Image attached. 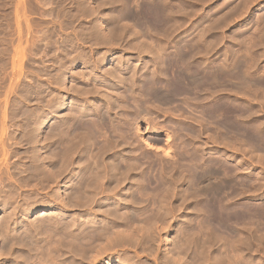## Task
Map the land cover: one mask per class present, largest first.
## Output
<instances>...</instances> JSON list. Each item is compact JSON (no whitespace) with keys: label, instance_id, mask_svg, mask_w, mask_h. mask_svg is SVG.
Masks as SVG:
<instances>
[{"label":"rangeland","instance_id":"obj_1","mask_svg":"<svg viewBox=\"0 0 264 264\" xmlns=\"http://www.w3.org/2000/svg\"><path fill=\"white\" fill-rule=\"evenodd\" d=\"M39 1L41 0H3V5H1L0 9V113L5 110L7 114L5 118V123H7L5 125L6 127H9L7 128V130H10H8V141H6V146H8V157H6L5 161L0 162V178L2 179H0V186L1 189H5H0V192L2 191L3 193H0V197L2 198V196L4 195L2 199L0 198V226H16L14 234L16 235L18 233V235L16 236L17 239L20 236L28 235V233L26 231H23L22 228H24L26 225L36 224L35 227L32 228V232H30V237L33 235V239L46 238L47 241H50L51 236H53V233H51L52 228L48 229L49 227L47 228L44 224L47 218H52L53 216L51 217V215H54L55 210L50 208L54 202L50 200V198H48V196L50 195V189L48 185H45L44 181H40L41 174H43L44 172L40 174L37 172L38 169L42 170L41 166H43V160H39L42 162L40 163V167H37L38 165H34V156L32 158L34 150L33 146L31 149L32 138L30 139V134L32 133L33 129H36L34 131H37V129L42 128V132L39 137H41V141L43 140V135H45V129L47 127L46 125L49 123H47L45 115L43 116V114L45 112L46 104H50L53 100V98H50V95L52 96V92L54 93L58 91L60 94H62L63 100L61 103L63 104V110L66 112L70 107H74V100L77 92H82L83 94H85L86 91L82 88H85L90 99H94L95 101L102 95L101 93L104 94L106 91L105 89H107V85H104L103 81L111 84V76L115 75L118 71L119 75L127 77L130 74H134L133 76H138V78L140 79L141 75L146 76L150 73L149 71H151V68L153 67V64L156 63V61H160L159 59H163L164 57V59H166L168 56L173 55V53L175 54L176 51H179L182 48L184 50H191V54L194 55H191L194 63L199 65H204L207 63V65L209 66L221 64L224 68L227 67V69L229 68L230 70L240 61L248 59V65L252 62V64H254V62L255 64L254 66L252 65V68L249 65L247 75H252L254 77L256 74H258V72L260 73L264 70V0H170L172 11L171 13L174 18L173 26L175 27L173 29V34L168 35V37L171 36L170 38H166V34L159 30L152 33H147L143 32V30L140 31L136 27H129V29L125 33L120 32V26L122 24L126 25L127 23H130L129 20L122 16L124 8L121 7H123L124 2L129 4L133 2L138 6H142L147 0H130L128 2L124 0H108V3H104V6L103 0H78V2H74L77 0H47L48 2L50 1L49 3L45 0L47 2L46 4H43L45 3L44 0H42V4H39ZM114 2L115 5H113ZM83 3H85V5H88L87 8H84L85 5ZM34 4L36 5V7L34 6ZM40 5L41 7L44 5L43 9L40 7ZM111 5L113 6V8ZM88 10L91 13H89ZM14 16H16V21L14 20ZM27 22L28 24H30L29 27H31L29 30V27H27ZM26 27L29 31L28 34L30 33L29 36L27 33H25L27 32ZM54 29L57 31H55ZM20 30L23 31L21 32ZM53 31L54 33H56L54 34ZM100 34L102 35L101 39L99 38ZM19 35L21 37L20 39L22 40H26L29 37L28 39L31 40L29 42L31 43L30 46H32V43H34L33 47H31L33 50H30V46H28V39L26 41L24 40V42L22 40L19 42ZM103 38L104 41H106L105 43L107 44L104 43ZM34 40L36 41V43L33 42ZM25 42H27L28 47L24 45ZM22 45L25 46L26 50H24V57L22 59V71L20 75H18L19 69H17V67L13 69L11 61L12 55L14 54L13 51L16 46L21 47ZM159 50H161V52L156 56ZM84 53H86V55H83ZM242 53L245 54V57H243ZM240 55H242L241 58L239 57ZM254 57L256 58V60ZM57 64L60 65L57 66ZM89 64H92L91 66L95 65L96 69L99 67L97 70H95L96 74H93V68H91ZM224 64H226V66H224ZM114 71L116 73H114ZM96 78L97 80H95ZM224 82L225 84H223ZM224 82L222 83L223 87L222 85L220 87L222 91H219L220 94L218 98H220L221 100H234V103L242 108V113L240 116V119L242 121H240L250 126H257L258 128H261V131H264V105L261 106L264 102V98L260 95H257L256 93V95L254 93L252 94V90L254 89L251 86L249 88H252V90L249 91L250 89L248 90V87L246 85L241 86L237 85L236 83L232 84L231 82L229 83V81H227L229 84H226V81ZM234 84H236V86L238 87H236ZM102 85L103 87L99 88ZM88 91H90L91 93L89 92L90 94H88ZM209 95L211 94H207L208 97L203 96L205 97V102L203 101V103L200 104L199 107L198 105L196 106L193 104L194 108L191 107V103H188L189 107H187V109L184 107V105L187 106V103H184L180 106L176 105V103L174 102L164 103L160 105L156 103V105L154 104L156 107L154 105L152 106H154L155 109L157 108L158 110L156 109L155 111L153 107L152 109L154 111L150 110L151 113L149 112V114H145L144 116L147 117V120L143 119V115L141 114L140 116L135 117L137 120L134 118L130 121L132 123L129 122L131 125L127 124L130 130L128 129V127H126L123 133H121V136L122 134H124L123 137H127H125L126 139L122 138L124 139L123 143L126 144H124V148L130 151L133 148L137 154H140L138 158L140 162L142 158H144L143 154H146L147 158L145 157L144 159H146L147 161L143 160L141 162L142 164H144L145 162L146 165L150 164L146 166V169H149V167L152 165L153 169H151V173L155 172L154 174L159 173L160 175L163 173L160 177L162 178V180H167L163 183V186L167 187L170 184L171 187L168 186L167 188V191L170 192H165L167 193V195L164 197L165 199L163 198L165 200V203L163 202V199L161 200L162 203H167V207L164 206L167 211L170 207L171 211L170 209L168 211L170 212V214L168 213L169 215L165 219V215H167L165 213L167 212L163 208L162 214L160 216L163 217V215L165 214L163 222L167 220L163 225L162 218H158L157 216L160 213L156 210L159 209V205L162 207V205L164 204H159L158 206L155 205V207H158V209L152 207L154 211L150 209L151 207H149V211H147V214L148 212L152 211L155 213V215L156 213H158L156 215V220H152L153 222L155 220V223L153 225L156 226V229L158 228L157 230L159 232H155L154 227H152L154 229H151L150 231V228H146L147 231H145L144 226L143 230L145 232L143 231L141 237H148V234L149 238H151L152 236L153 241L148 242L149 240H151L149 238H147L148 240H146L145 238L141 240V238H139L137 242L134 241L129 243H118L120 245L115 243L113 245L115 248L110 245L107 248L101 250V252H95L101 247L99 246V242L102 243V245H107L106 242H108V240L106 239V241L105 238L94 236L91 232V229L93 227V229H95L97 232H100L102 227H106L105 225H107V223L105 221L108 218H105V216L103 215L100 216V218L102 219H99V223H97V225H95L94 223L92 225V223H90L91 225H88L86 228L80 231V233V229L77 228L78 230H76V232L78 231L77 233H79V237L77 235V238H80L79 242L80 246H82L80 248V246H78V243L76 247V250L79 252H77L78 254L74 257V262L76 264H116V261L118 259L122 260L124 258L123 260H125L127 256H129V261L128 257L126 260L128 262L127 264H218L220 262H222L220 264H264V143L258 146L246 138L243 139V136L238 135L236 136V138L233 135L232 137L230 135L231 133H228V130L221 131L219 129V131L221 132L218 133L219 131L216 130V128L212 125L213 123L210 124L209 120L207 122L208 118H205V114H202L205 119L202 117V115H199L201 111L204 110L202 109L203 105L206 106L207 104H210L212 100L214 101V99H216L215 95L217 94L211 95L212 97ZM47 99L51 100V102ZM46 100L48 102H46ZM208 100H210L211 102L209 101L208 103ZM199 109H201L200 113ZM119 114H121V112L118 111V116ZM186 115L187 117L185 118L184 116ZM1 116L2 113L0 115V118ZM191 116L195 117L191 119ZM199 116L204 119L203 121L201 120L202 124L201 121H198L199 119H201V117ZM197 117H199V119ZM190 120H197L198 122H194L197 124L199 123V125L201 126L198 125L197 127V125ZM136 122L139 123L138 129H136L135 127L136 125H138ZM179 122L182 124L189 123L188 125L190 127L194 126L198 128V131L200 130L199 132L202 134H200V138L198 137L199 142L206 141L209 145L208 152L210 155L207 153V156H209L212 160L219 156V163L222 173H220L218 177H222L220 178L221 183H226L228 181L232 183L231 185L234 186L231 187V185L227 182L226 185H229L228 188L226 185H224L225 183H223V187L221 188L223 191H221L222 200L220 199L219 203V205L223 204L221 207L222 210L221 208L220 210L224 216L227 215L229 218L233 216L234 219L233 217L231 219L235 221L237 220L236 223L235 221H233L235 223V229L234 232H232L234 234H231L229 232L230 236H226V232L228 231L224 232V230L218 231V233L215 234L217 231L215 230V232H213L211 230L214 228L212 224L208 223L209 218L207 219V212H209L212 207L216 206L217 202L212 201L210 199V195H204L203 193H205L206 189L209 190L212 186H215L219 183L217 181L219 180L217 178V175H213L212 177H210L211 182L210 180H207L206 185L205 183H203L202 187H204L205 189H200L199 187L201 186L196 183L194 185L193 182H189L188 180L185 183H183L181 180V182L178 180V176L176 175V173L180 172L181 168L177 166L178 169L177 167H175V169L172 166L173 162H178L175 159L176 155H178L176 153H180L181 150L182 152L183 150L185 151V145L183 144L187 142L185 140L189 139V142L193 138H197L193 136L192 138L190 137V135L188 136L192 139H190L189 137L187 138L186 133H183L184 130H177L176 128L180 124ZM161 126L167 128L166 130L170 129L169 131L171 133L174 132L175 134H173L174 136L168 141V143L163 136L154 134L155 130L160 131V129L162 128ZM172 126L176 127L174 128ZM224 126H222L223 128H220L226 129V127L224 128ZM175 132L178 134V136H182L183 134L182 138L180 136L178 137ZM214 135L217 138L219 137V141H217V138H215ZM234 138H236L235 143L237 142V144L234 145L235 148L233 147V144L231 145ZM211 139L216 140L217 144L220 143L219 146L214 145L216 144L215 142L214 144L210 142ZM145 140L148 141L153 147L148 148L146 145H144L145 143L143 142H145ZM198 140H193L194 143L192 141L189 142V144L191 143L190 147L192 149H195V144H200ZM193 145L195 146L192 147ZM213 149H216V151ZM109 155L106 157V159H108ZM0 159L3 160V155L1 152ZM159 163L164 166V169H160L161 165H159ZM6 165L8 167H6ZM22 165L25 166L23 167ZM33 165L36 168H34ZM171 167H173V169ZM35 170L37 173H35ZM163 175L164 177H162ZM35 178H39L40 182ZM168 178H170V180ZM175 178L177 180L176 185L173 183V180H175ZM214 180L217 182H215ZM7 181L10 182L11 185ZM187 183H190V185ZM173 184L175 188L172 186ZM127 186L129 185L126 184V187ZM190 186H192L197 191L195 192V190ZM5 187H9L7 188V191ZM12 187H14L13 189L15 190H13ZM172 187L173 190L171 189ZM186 188H188L189 190ZM198 189L202 190L203 192H200ZM190 190L194 192L189 193ZM198 191L202 193L201 196H205V198L199 196L200 193L198 194ZM46 192L48 194H46ZM157 192L158 195L162 196L161 192L159 193V188L157 189ZM157 196L154 197L157 198ZM161 196H159V198H161ZM207 197H209V200L207 199ZM157 199L156 202H158ZM161 200H159L160 202L158 203H161ZM149 201L150 200H148V203H151V201ZM200 201L204 203L202 204ZM205 201H207L206 203L208 204H206ZM6 202L9 205L6 204ZM171 206L174 207V209ZM201 206L205 207H203L202 209ZM250 206L251 209L248 210ZM253 207H255V209L258 207V210L256 209V211L255 209H252ZM204 208L205 211L203 212ZM231 208L235 209L236 212L238 211V214ZM75 209L78 210L76 211ZM81 209L82 207L72 208L70 210L72 213H70L74 215ZM11 210H13L14 212H12ZM228 210L230 211L228 212ZM43 211L48 213V217L46 216V214L39 215V213ZM243 211L245 214L243 213ZM252 211L254 212V214H256L257 212L259 214L257 213L258 215L256 214L255 216L251 213L254 217L250 216V214L247 215V213H250ZM106 213H109V210ZM154 213L149 214H151L152 216V214ZM234 213L236 214L234 215ZM147 214L145 216H147ZM243 214L247 219H245L244 217V219L242 218ZM8 215H10L11 219ZM202 216L205 217L203 218ZM40 217L43 218L41 219ZM149 217H144L143 220L147 218V222ZM68 218L69 216L65 220L62 219L61 222V230L63 234H61L62 232L59 231V236H63L62 238L60 237V240L62 239V243L66 242V244L68 242L67 239H69V234H67L66 231V229L69 228V222L67 220ZM250 218L251 220H249ZM8 219L10 220L7 221ZM198 219L201 220L199 221ZM13 220L15 221V223L13 222ZM37 220H40L39 222L44 220L41 222L43 223V226H45L43 228V231L40 230V223L38 222V224L36 222ZM116 220L110 219L108 221L111 223ZM152 220L150 219V221ZM157 220L160 222H158ZM206 220L208 221L206 222ZM102 221H104L105 223H103ZM47 222L49 221L47 220L46 223ZM76 222L77 224L79 223L78 221ZM116 222L117 223H115V226L113 227L114 229H117L115 227H119L121 224V221L119 222L117 220ZM131 223H133L134 226H137V224L139 223H141V225L144 224L143 222H140V219L136 221V225L134 224L135 222ZM156 223L157 225H155ZM197 223L200 226H196ZM206 224H210L211 227H208ZM37 225V229L39 228L41 232L36 229ZM236 225L238 226V228L236 227ZM4 227H2V229ZM44 230L46 232L48 230V232L46 234L44 233L45 235L42 234L43 237L45 236L43 238L40 234L43 233ZM2 231L3 230H0V232ZM19 231H23L24 233L21 232L20 234ZM33 231L34 234H39L40 232L39 236L36 234L34 235ZM154 232L155 234L152 235L151 233ZM49 234L52 235L48 236L50 237L48 240V237L46 235ZM64 234L68 238L64 236ZM89 234L90 237L91 235L94 236H92V239H95L96 237L95 241L98 243H96L92 239L88 240ZM215 236L218 237L215 239ZM229 237H231V239H229ZM83 238H86L87 242L91 241L90 243L92 244L88 243L90 248L95 245L94 243H96L99 247H93L95 249L92 248V253L91 251L87 250V242ZM144 240H146L147 242H143ZM209 242H212V244ZM64 243L63 247H61L64 248L66 246V249L63 250L68 251L70 249V243L67 245ZM147 243H152L153 245H148ZM7 247L8 246H6V248ZM78 248L80 249V251ZM19 249L24 250V247L22 248V246H14L12 248L6 249L7 251L9 250V252L12 250L10 252V257L12 258H9V256L4 257L2 255L3 257L0 256V264L18 263L15 258L18 256L17 253H22V251H19ZM81 249L83 250V252L81 251ZM14 251H16V254ZM66 251L64 252V254L68 253ZM13 254L15 255L13 256ZM64 254L63 257L66 258L67 255L64 256ZM95 254L97 255L95 256ZM121 255L122 257H120ZM33 256L34 255H32V257ZM230 256L232 257V259ZM91 257L94 259H92ZM178 258H181V260L178 261ZM14 260L16 261V263ZM66 261L67 260L64 259L63 264H67Z\"/></svg>","mask_w":264,"mask_h":264},{"label":"bare ground","instance_id":"obj_2","mask_svg":"<svg viewBox=\"0 0 264 264\" xmlns=\"http://www.w3.org/2000/svg\"><path fill=\"white\" fill-rule=\"evenodd\" d=\"M46 1L43 4H46L48 2V1L47 2ZM72 1H74V0H72ZM121 1H123V0H121ZM124 1L128 2L130 0H124ZM74 2H78V0L74 1ZM85 3H83V4L85 5ZM104 3H108V0H103V6H104ZM118 3H120V2H118ZM36 4H37V2H36ZM39 4H42V0L39 1ZM1 5H3V0H0V9H1ZM113 5H115V2ZM170 5H171L170 0H147V1H145V3L142 6H138L133 2L131 4L124 2L123 7H121V8H124L122 16L124 18H126L127 20H129L130 23H127L126 25L122 24L120 26V32L125 33L129 29V27H136L140 31L143 30V32H147V33H150V32L152 33L154 31L159 30V31H162L166 34V36H167V37L165 36L166 38H170L171 36L168 37V35H172L173 31H174L173 29L175 28L173 26L174 25L173 24L174 18H173V15L171 13L172 11H171ZM34 6L36 7L35 4H34ZM79 6H80V4H79ZM87 6L88 5L86 4L84 8H87ZM17 7H18V5H17ZM40 7H41V5H40ZM43 7H44V5L41 8L43 9ZM112 8H113V6H112ZM88 12H89V10H88ZM89 13H91V12H89ZM15 17L16 16H14V20H15ZM18 21H19V19H18ZM50 22H52V21H50ZM29 25L30 24H28V22H27V27H29ZM27 27H26V30H27ZM30 28L31 27H29L28 30ZM28 30L25 33L28 34V32H29ZM55 31H57V30H55ZM30 32H31V30H30ZM53 33H54V31H53ZM164 33H163V35H164ZM27 34H26V36H27ZM29 34H28V36H29ZM101 36L102 35L100 34L99 35L100 39L102 38ZM20 38L21 37L19 35V39H18L19 42L22 40ZM24 40H22V41L24 42ZM28 40L29 41H27V42L29 43L31 40L30 39H28ZM35 40L33 42L36 43ZM103 41H104V38H103ZM27 42H25V44H24L25 46H27ZM105 42L106 41H104V43ZM17 44H18V42H17ZM32 44L34 45V43H32ZM105 44H107V43H105ZM30 45H31V43H29L28 46H30ZM33 45L29 47L30 50H33L31 48V47H33ZM25 46H23V45L21 47L16 46V48L13 51L14 54L12 55V61H11L12 68L14 69L17 67V69H19L18 75H20V73L22 71V59L24 57V50H26ZM37 46H38V43H37ZM56 52H57V50H56ZM160 52H161V50H159L157 52L156 56L158 54H160ZM191 53H192L191 50H188V49L184 50L182 48L179 51H176L175 54L173 53V55L168 56L166 59H164L165 57L163 59L158 58L160 61H156V63L153 64L151 71H149L150 73L146 76L141 75V77L142 76L143 77L142 78L140 77V79L138 78V76L137 77L133 76L134 74L133 75L130 74L129 76L125 77L123 75H119L118 74L119 71L117 73L114 71V73H116V74L111 76V82L109 81L111 84L103 81V84L107 85V89H105L106 91L104 94L101 93L102 95L94 101V99L93 100L90 99V97L87 95V90L85 88H82L86 91L85 94H83L82 92H77L76 96H75V100H74L75 101L74 107H72V108L70 107L66 112L63 110V104L61 103L63 100L62 94H60L58 91H56L54 93L52 92V96L50 95V98H53V100L51 102V100L47 99L51 103L46 104L45 112L43 114V116L45 115V119L47 120V123L49 122L46 125L47 127L45 129V135H43V140L41 141V137H39V135L42 132V130H41L42 128L37 129V131H34L36 129H33L32 133L30 134L31 135L30 139L32 138L31 139V141H32L31 149L33 146V150H34L32 158L34 156L33 159H35V164L34 163L33 164L35 166L38 165L37 167H40L41 166L40 163L43 162L42 163L43 166H41V167H42V170L43 169L44 170L42 171L41 169L40 170L38 169L37 172L39 174L44 172L43 174H41L40 181L42 180L45 182L44 183L45 185L46 184L48 185V187L50 189V195L49 196L47 195V196H48V198H50V200H52L54 202L53 205L50 207V208L55 210L54 215L50 214L51 217L52 216L53 217L49 218L50 220L47 218V220L49 222L46 223V221H47L46 220L45 224H44L47 228L49 227L48 229L52 228L51 233H53V236H51V238H50L48 236H50L52 234L46 235L48 237V240H49V238L51 239L50 241H47L46 238L45 239H41V238L33 239L32 238L33 235L30 237V234H31L30 232H32V228H34L36 224L35 225L34 224H32V225L31 224L30 225L25 224L26 226L25 227L23 226L24 228H22V229H23V231H26L28 233V235H23V236H20L19 238L16 239V236L18 235V233L16 235L14 234L15 230H16V226L11 227V225L10 226L8 225V226L4 227L3 225H1L0 230H3L2 232H0V256L1 257H3V256L8 257L9 256V258H12V257H10V252L12 250L9 252L10 249L8 251L6 249L12 248L14 246L15 247L22 246V248L24 247V250L19 249V251H22V253H17L18 256L16 255L17 257L15 258V260L18 263H21V264H29V263H31V264H63L64 259H66L67 264H76L74 262L75 261L74 257H75V255H77L79 253L76 250L77 249L76 247H77L78 243H79L78 246H80V242H79L80 238L78 239L77 235L79 237L80 231H82L88 225H91L90 223H92V225H93V223L95 225H97V223H99V219H102V218H100V216H102V215L105 216V218H108L105 221L107 223V225H105L106 227H102L100 232H97L92 227L91 232L94 236H97L100 238H105V240L107 239L108 242H106L107 245L106 244L102 245V243L99 242V246H101V247L99 249H97L95 252H101V250L107 248L110 245L113 246L115 243L118 244V243H127V242L129 243V242H134V241L137 242L139 238H141V240L144 238L146 240H148L147 238H149V235L147 233H144V234H147L148 237L142 238L143 236L141 237V235H142L144 230L147 231V229L150 228L149 229V231H150L151 229H154L156 227L153 224L155 223L157 216H158V218H162V223L164 225V222L167 221V220H165L163 222L164 215L167 214V215H165V219H166V217H168V215L170 214V212H168L170 207H169L168 211L164 207L167 205V203L164 204L165 203L164 197L167 195V193H165V192H170V191H167L168 190L167 188H168V186H170V184L167 187H164L163 183L167 180H165L164 178H163L164 180H162V178L160 177L163 173L161 175L159 173H158L159 175L156 173L158 175L157 176L156 174H154L155 172L151 173L152 172L151 169H153L152 165L150 166L152 168H150L148 166L149 169H146V166L150 165V164L146 165L145 162H144V164L141 163L143 160L147 161L146 159H144L145 157L147 158L146 154L145 155L143 154L144 158H142V160L140 162L138 160L140 154H137L133 148L131 149V151L126 150L124 148L125 143H123V140L126 139L127 137L126 136H125L126 138L123 137L124 134H122V136H121V133H123V131H124V129H126V127H128V129H129L128 125L130 123H132L130 121L132 119H134L135 117H138L142 114L143 119L147 120V117L144 115L147 113L149 114L150 110H153L152 108L156 105V103L160 105V104H164V103L174 102V103H176V105H179V106L183 105L184 103H187V106L184 105V107L186 109H187V107H189L188 103H191L192 106L191 105L190 106L194 108L193 104L196 106L198 105V107H199V105L203 103V101L205 100V97H203V96H207V94H211V95L217 94V95H215L216 99H214V101L212 100V102H211L210 100H208V103H209V101L211 103L207 104L206 106L203 105L204 108L202 107V109H204V110H202L201 113H200L201 109H199V113H200L199 115L205 114V116H206L205 118H208L207 122L209 120L210 124L213 123L212 125L218 131H219V129L221 131L222 130H228L229 131L228 133H231L230 135L232 137H233V135L235 137L238 135L243 136V139L246 138L258 146L262 145L264 143V131H261V128H258L257 126H250V125H247V124L241 122L242 120L240 119V116L242 113V108L239 107L236 103H234V100L231 101V99L226 100L223 98H222L223 100H221L220 98H218V96L220 94L219 91H222L220 89V87H221V85L223 87V84H225L224 81H226V84L228 83L227 81H229V83L231 82L232 84L236 83L237 85H241V86L246 85L248 87V90L250 89L249 91L252 90V88H249L251 86L254 89V90H252L253 91L252 94L256 93L257 95H260L264 98V70L262 72H260L261 74L258 72V74H256L254 77L252 75H247L249 65L252 68V65L254 66V64H255V62H254V64H252L253 63L252 62L251 64L248 65V61H247L248 59L244 60V61H240L230 70H229V68L227 69V67L224 68L223 65H221V64H215V65L209 66V65H207L208 64L207 63L204 65H199V64L194 63L193 58H192V56H194V55H192ZM83 55H86V53H84ZM244 55L245 54H243V57H245ZM239 57L241 58L242 55H240ZM255 60H256V58H255ZM58 65H60V64H57V66ZM224 66H226V64H224ZM91 68H93V74H96L95 70H97L99 67L96 69V67L94 65V66H91ZM82 72H84V71H82ZM95 80H97V78ZM105 81H107V80H105ZM115 82H117V83H115ZM236 84H234V85L236 86ZM117 85H118V87H117ZM102 87H103V85L100 86L99 88H102ZM236 87H238V86H236ZM89 92L90 91H88V94L91 93V92L90 93ZM211 95H209V96H211ZM47 100H46V102H48ZM152 105H154V106H152ZM263 105H264V102L262 103L261 106H263ZM155 107H154V110L156 111L157 108L155 109ZM198 107H196V108H198ZM182 109H183V106H182ZM118 111L121 112V114H119V116H118ZM183 112H185V111H183ZM1 113H2V116L0 118V152L3 155V160L0 159V162H3L6 160V157H8L7 156V152H8L7 147L8 146H6V141H8V130L9 129L7 130V128H9V127H6V125H5L7 123V122L5 123V118L7 115L5 110H3ZM1 113H0V115H1ZM42 113H43V111H42ZM184 115H185V113H184ZM203 115H202V117H203ZM184 117L186 118L187 115ZM194 117L191 116V119ZM199 117H201V116H199ZM199 117H197V118L199 119ZM202 117L198 121H201V120L203 121L205 119L204 117H203L204 119ZM192 121L196 122L197 120H192ZM202 121H201V124H202ZM184 123H185V121H184ZM137 124L138 125L135 126L136 129H138V127H139V123H137ZM180 124H182V123H180ZM180 124L177 126L176 129L177 130L182 129L181 131L184 130L183 133H186L187 138L189 137L188 135H190V137H192V136L197 137V138H195L197 141L198 137L199 138L201 137L200 134H202V133L199 132L200 130L198 131V128H196L194 126L190 127L188 125L189 123L188 124H182V125H180ZM195 124L198 127L199 123L198 124L195 123ZM199 126H201V125H199ZM222 126H224V128L226 127V129H222L223 128ZM161 127L162 128L160 129V131L155 130L154 134L163 136L165 138L166 142L168 143V141L175 134H174V132L171 133L169 131L170 129L166 130L167 128H165L164 126H161ZM172 127H174V126H172ZM220 127H222V128H220ZM221 131H219L218 133H220ZM177 136H178V134H177ZM182 136H183V134H182ZM182 136H180V137L182 138ZM240 136H239V138H240ZM122 138H124V139H122ZM181 138H180V141H181ZM192 138H190V139H192ZM215 138H217V137L215 136ZM218 138H217V141H219ZM236 138H234L233 141L231 140L232 143L230 142L231 145L233 144L234 148H235L234 145L237 144V142L235 143ZM195 139L193 138L189 142H191V141L193 142V140H195ZM16 140H18V139H16ZM188 140H185L187 142L183 143L185 145V151L183 150V152H182V150H181L180 153H176L178 155H176L175 159L178 162H173V164L172 163H170V164H172V166L174 168L177 166L181 168V170H180L181 173L180 172H178L179 174L176 173L179 181L181 180L183 183H185L188 180L189 182H193L194 185L196 183L199 186H201V187H199L200 189L201 188L205 189L204 187H202L203 183H205V185H206L207 180H210V182H211L210 177H212L213 175H217V178L219 179L217 181L219 183L216 184L215 186H212L209 190L206 189L205 193H203L204 195L205 194L206 195L208 194V196L210 195V199L214 202H217V204L215 203L216 206L212 207V209L210 211L208 210L209 211V212H207L208 215L207 214L206 215H207V219L209 218L208 223L212 224V226L214 228L211 230L213 232H215V230L217 231L215 234H217L218 231L224 230V232L228 231V232H226L227 233L226 236H230L229 232L231 234H234L232 232H234V229H235L234 225H235L237 220L236 221L232 220L231 218L233 216L231 218H229L227 215L224 216L221 213V210H222L221 207L223 204L222 205L220 204L221 205L220 206L219 203H220V199L222 200V194H221L222 189L221 188L223 187V183H225V182L221 183L220 178H222V177H218V175L220 173H222L221 168H220V163H219V156L216 157L214 160H212L209 156H207L209 154V152H208L209 151L208 150L209 145L206 141L205 142H201V141L199 142V140H198V142L200 144H195L196 146L193 145L192 147L195 146L194 147L195 149H192L190 147L191 143L189 144ZM217 141L211 139L210 142H212L214 144V142L216 143ZM143 143H145L144 145H146L148 148L153 147L146 140ZM219 144L216 143L214 145L219 146ZM238 144H239V142H238ZM167 147H169V146H167ZM129 149H130V147H129ZM182 149H183V147H182ZM213 150L216 151V149H213ZM210 153H211V150H210ZM108 155H109V157H108V159H106V157ZM143 156H141V157H143ZM141 157H140V159H141ZM148 158H150V157H148ZM158 158H160V157H158ZM39 160H43V161L41 162ZM34 165H33V167L36 168ZM159 165H161V163H159ZM6 167H8V166L6 165ZM173 167H171V168L173 169ZM178 167H177V169H178ZM160 169H164V166L161 165ZM148 170H150V171H148ZM8 171H7V173H8ZM37 172L35 170V173H37ZM166 174H165V176H166ZM169 176H171V175H169ZM162 177H164V175ZM214 178H216V177H214ZM35 179H37V178H35ZM168 179L170 180V178H168ZM37 181H39V178L37 179ZM217 181H215V182H217ZM171 182H172V180H171ZM8 183H10V182H8ZM41 183H39V184H41ZM167 183H165V184H167ZM173 183L175 185L177 184L176 178H175V180H173ZM226 183L224 185H226ZM228 183L230 185L232 184L230 182H228ZM126 184H128L129 186L126 187ZM174 184L172 185L173 187H174ZM187 184L190 185V183H187ZM10 185H11V183H10ZM42 185H43V183H42ZM198 185H197V188H198ZM226 186L228 187L229 185L227 184ZM9 187H7V188H9ZM173 187L171 188L172 190H173ZM187 187H189V186H187ZM190 187L193 188L192 186H190ZM231 187H234V186L231 185ZM7 188H6V191H7ZM13 188L14 187H12V189ZM158 188H159V193L161 192L162 196L157 194ZM206 188H207V186H206ZM0 189H1V186H0ZM186 189H188V188H186ZM3 190H5V189H3ZM13 190H15V189H13ZM196 191L197 190H195V192ZM199 191L201 192L202 190H199ZM199 191H198V194L200 193ZM11 192H13V191H11ZM47 192H46V194L49 193V192L48 193ZM162 192H164V193H162ZM191 192H194V191L190 190L189 193H191ZM0 193H2V191ZM201 195H202V193H200L199 196H201ZM154 196H157L158 199ZM159 196H161V198H159ZM3 197H4V195L2 196V198ZM201 197H203V196H201ZM9 198H10V196H9ZM203 198H205V196ZM208 198L209 197H207V199ZM156 199L158 200V202H160L159 200L163 199L164 203H162V200H161V203H158V202H156ZM148 200H150L151 203H148ZM206 202L207 201H205V203ZM201 203L203 204L204 202H201ZM6 204H8V203L6 202ZM159 204H164V205H162V207H161ZM206 204H208V203H206ZM206 204H205V206H206ZM155 205H157V206L159 205V209H158V207H155ZM205 206H203V207H205ZM76 207L77 208L82 207V209L79 210L77 213L74 212L75 214L72 215L71 214L72 212L70 210L72 208H76ZM149 207H151L150 208L151 210H153L152 207L153 208L155 207V209H158L156 211H158L160 214L156 213V215L158 214L156 216L155 213L153 212L154 210L152 212H148V214H147V211H149L148 210ZM203 207H202V209H203ZM163 208L166 210L167 213H165L162 217L160 215L162 214ZM172 208L174 209V207H172ZM220 208H221V210H220ZM202 209H201V212H202ZM231 209H233V208H231ZM250 209H251V206L248 208V210H250ZM252 209H255V207H253ZM13 210H15V209H13ZM13 210H11V211L14 212ZM108 210H109V213H106ZM230 210H228V212ZM233 210H234V212H236L235 209H233ZM11 211H10V213H11ZM170 211H171V209H170ZM204 211H205V208H204L203 212ZM244 211H243V213H244ZM149 213H154V214H152V216H151V214H149ZM236 213L238 214V211ZM236 213H234V215ZM251 213L254 214V212L252 211L250 213H247V215L250 214V216H253ZM44 214H46V216H47L48 213L45 211L39 213V215H44ZM146 214H147V216H145ZM201 214H203V213H201ZM244 214H243L242 218L244 217ZM256 214H254V215L256 216ZM10 215H8L9 218H10ZM149 215H150V217H153V218H150ZM200 215H199V217H200ZM68 216H69V218L67 220L69 222V228H67L68 230L66 228H63V229H66L67 234H69L68 235L69 239H67L68 240L67 244L70 243L69 244L70 249L68 251L65 250L68 253L64 254L65 251L63 249H66V246L64 245L65 247L62 248L64 242L62 243V241H61L62 239L60 240V237L61 238L63 237L61 235V234H63V232L61 230V228H62L61 222H62V219L65 220ZM142 216L149 217L147 222H146L147 218H145V220H143L144 217H142ZM40 218L42 219L43 217H40ZM251 218L249 220H251ZM10 219H8L7 221H9ZM45 219H46V217H45ZM110 219H114V220L117 219L119 222L121 221L120 226L115 227L117 229H114L113 227L115 226V223H117L116 222L117 220L110 223L108 221ZM139 219H140V222H143V223L146 222V223H144L143 225H141V223H139L140 224V226H139V224L136 223V221H138ZM150 219L151 220L155 219V220L153 222V220L150 221ZM233 219H234V217H233ZM245 219H247V218H245ZM14 220H15V218H14ZM14 220H13V222L15 223ZM208 220H206V222ZM39 221L40 220H37L36 222L38 223ZM42 221H44V220H42ZM76 221H78L79 223L77 224ZM233 221H235V223ZM29 222H31V221H29ZM32 222H34V221H32ZM41 222H39L40 223L39 228L41 231H43V228L45 226H43V223H41ZM102 222L105 223L104 221H102ZM131 222H135L134 224L135 225L137 224V226H134L133 223H131ZM158 222H160V221H158ZM196 222H197V220H196ZM2 223H3V221H2ZM128 223H129V225H128ZM130 223L133 227L130 225ZM205 223H203V224H205ZM158 224H160V223H158ZM210 224L207 226L209 227ZM100 225H101V223H100ZM155 225H157V223ZM197 225H199V224L197 223L196 226ZM237 225H236V227L238 228ZM144 226H145V229L143 228ZM2 227H4V228L2 229ZM37 227H38V225L36 226V229H37ZM152 227H154V228H152ZM39 228L37 229L38 231H40ZM77 228L80 229L79 233H77L78 231L76 232V230H78ZM197 228H199V227H197ZM155 229H154L155 232L158 231L157 230L158 228L156 230ZM23 231H21V232H23ZM59 231L62 232L60 234L61 236H59ZM21 232L19 231L20 234H21ZM35 232H37V231H35ZM40 232H39V234H40ZM47 232H48V230H47ZM47 232L44 230V232L41 233L40 235H42V234L45 235ZM140 232H141V234H140ZM155 232L151 233V234L153 235V234H155ZM88 233H90V232H88ZM235 233H236V230H235ZM33 234H34V231H33ZM39 234H36V235L39 236ZM65 234H64V236H66ZM149 234H150V232H149ZM156 234H158V233H156ZM43 235H42V237H43ZM85 235H87V234H85ZM93 235H91V237H90V234H89L88 240L92 239ZM83 237H84V234H83ZM217 237L215 236L214 238L216 239ZM86 238H83V239H85L87 242ZM63 239H66V238H63ZM95 239H96V237H95ZM95 239L93 238L92 240L95 241ZM149 239H151V240H149L148 242L153 241L152 236ZM213 239H212V241H213ZM229 239H231V237H229ZM18 240H19V242H18ZM146 240H144L143 242H145ZM64 241H66V240H64ZM90 242L91 241L87 242V247L89 248V249L87 248V250L91 251L93 247H95V248L99 247L96 244L98 242L95 241L96 242V243H94L95 245L94 246L90 245V246H93L92 248H90L89 244H92ZM209 243L212 244V242H209ZM64 244H66V242ZM84 244H86V243H84ZM147 244L153 245L152 243L151 244L147 243ZM214 244H216V243H214ZM118 245H120V244H118ZM6 246H8V247L6 248ZM81 246H80V248H81ZM95 248H93V249H95ZM82 249H81V251L83 252V250L85 248L83 250ZM16 251H14L15 254H16ZM79 251H80V249H79ZM15 254H13V256ZM63 254H64V256L67 255V257L64 258ZM32 255H34V256L32 257ZM96 255L97 254H95V256ZM120 257H122V255ZM123 257H124V255H123ZM127 257H128V261H129V256H127ZM127 257L125 260H123L124 258L122 260L118 259L116 261V264H127L128 263L126 261ZM209 257H210V255H209ZM230 257H229V259H230ZM13 259H14V257H13ZM92 259H94V258H92ZM231 259H232V257H231ZM179 260H181V258H178V261ZM16 261H15V263H16ZM18 263H16V264H18ZM220 263H222V262H220ZM220 263H218V264H220ZM10 264H12V263H10ZM144 264H146V263H144Z\"/></svg>","mask_w":264,"mask_h":264}]
</instances>
